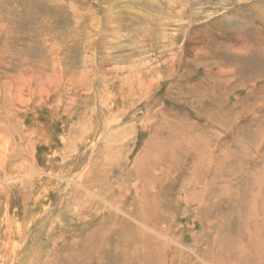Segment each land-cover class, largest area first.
Instances as JSON below:
<instances>
[{
	"label": "rangeland",
	"instance_id": "obj_1",
	"mask_svg": "<svg viewBox=\"0 0 264 264\" xmlns=\"http://www.w3.org/2000/svg\"><path fill=\"white\" fill-rule=\"evenodd\" d=\"M96 232L264 264V0H0V264Z\"/></svg>",
	"mask_w": 264,
	"mask_h": 264
},
{
	"label": "bare ground",
	"instance_id": "obj_2",
	"mask_svg": "<svg viewBox=\"0 0 264 264\" xmlns=\"http://www.w3.org/2000/svg\"><path fill=\"white\" fill-rule=\"evenodd\" d=\"M117 120L118 119H113L111 122H109L108 124L109 127L112 128L114 125H116L119 122V120L118 121ZM125 129H126L125 134L119 133V136H113L112 134L116 129L113 131L109 130V132H107L105 136H102L100 140H104L106 142L108 141L119 142L121 140L127 139L128 136L133 135L135 133L134 127H128ZM122 145L125 146V144ZM110 147L114 148L113 146ZM116 153H118V151H114V154ZM144 156H146V154ZM141 162L139 163L137 162L138 166L136 167V174L137 176L139 175L138 176L139 178H136V180L138 179V182L141 180L140 173L143 170V166H141L140 164ZM90 166L88 168H90ZM143 172L144 171H142V173ZM80 173L81 170L78 173H75L76 177H73L72 174L70 175V178L67 179L68 182L67 188L71 185L76 186V190L74 192L72 191L73 188H70L72 194L69 195L73 197L74 202L75 201L82 202V203H77V202L74 203V205L72 206L73 210L80 213V210H82V206H84L83 199L89 200L90 203L91 202L95 203L97 201L98 202L100 201L105 203L106 205L109 204V206H111L116 211L115 213L112 214L110 213L109 216L110 223L115 224L118 215L121 213L129 217L130 220H133L138 224L142 225L143 227L157 233L156 227L149 222L148 217H143L145 215L140 214L139 215L140 219L134 218V216H132L126 211V207H124L123 203L119 202L113 204L107 201L101 196L102 190H99L94 186L95 185L94 182H92V188L84 184L85 176ZM98 184L105 186V183H103V181H99ZM134 186L137 190H139V184H136ZM82 188L86 190L88 193H90V195L92 196L86 194L82 190ZM145 192L146 191H144V193ZM80 216L83 215L80 214ZM84 218L86 217L83 216V220ZM97 235H99V233L97 232L93 234L89 233L85 238L77 240V245H60L59 247L60 250L58 251L56 249V245H45V246L36 245L37 247L34 246L35 248L31 253H30L31 251L30 249L28 254L24 255V253L22 252L18 256H16L20 250V247L22 246L19 245L18 248L16 246L11 251L7 264H94V263L101 264L100 256H104L108 258L107 264H166L164 262L165 261L164 256L157 245H109L113 243L110 242L112 239L111 236L98 237ZM192 253L193 251H187L186 257L183 259L185 260V262L183 261L182 264H189L191 256H193ZM212 264H217V263H212Z\"/></svg>",
	"mask_w": 264,
	"mask_h": 264
}]
</instances>
